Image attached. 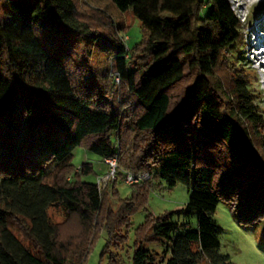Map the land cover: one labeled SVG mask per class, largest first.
<instances>
[{"label":"trees","instance_id":"trees-1","mask_svg":"<svg viewBox=\"0 0 264 264\" xmlns=\"http://www.w3.org/2000/svg\"><path fill=\"white\" fill-rule=\"evenodd\" d=\"M110 1L141 22L132 51L126 25L80 0H0V264H83L102 228L121 243L154 179L191 186L182 211L197 227L177 211L147 216L131 264H230L219 202L264 236V114L232 65L242 21L230 0ZM76 147L151 179L113 209L108 186L82 179L92 164L71 163ZM146 235L171 242L170 256L144 248Z\"/></svg>","mask_w":264,"mask_h":264},{"label":"rangeland","instance_id":"rangeland-1","mask_svg":"<svg viewBox=\"0 0 264 264\" xmlns=\"http://www.w3.org/2000/svg\"><path fill=\"white\" fill-rule=\"evenodd\" d=\"M230 2L244 28L241 53L232 57L234 62L231 63L249 80L256 105L264 114V42H262L264 41V0H230ZM80 6L99 9L110 14L117 30L121 26L125 28L126 25V30L124 32L120 30L119 35L130 51L142 43L144 34L141 22L130 12H120L112 1L80 0ZM103 57V53L99 54L94 59V63L98 61L102 63ZM85 162L91 163L93 167V172L82 176L85 181L96 183L98 178L108 171L107 164L100 156L83 147H76L73 150L71 163L78 168ZM121 175L119 173V176ZM151 185L145 203L130 215L128 222L121 227L120 234L123 237L121 243L118 239L111 240L107 229L102 228L94 239L83 264H111V255L116 256L119 264H131L137 233L144 225L147 216L156 218L166 212L177 211L172 215L173 221L186 223L191 229L197 227L196 213L187 215L182 211L189 199L191 186L178 183L169 187L163 180L155 179L151 181ZM107 193L111 207L116 209L118 199L130 196L132 189L129 184L118 180L115 184L109 183ZM48 212L55 222H63L66 219L65 212L60 208H50ZM213 218L222 228L219 235V252L229 257L230 264H264V236L259 228L241 226L224 202L217 204ZM170 246L171 242L153 239L147 235L146 240H143L144 248L160 255L165 253L166 259L170 256ZM200 264L208 263L202 261Z\"/></svg>","mask_w":264,"mask_h":264},{"label":"built area","instance_id":"built-area-1","mask_svg":"<svg viewBox=\"0 0 264 264\" xmlns=\"http://www.w3.org/2000/svg\"><path fill=\"white\" fill-rule=\"evenodd\" d=\"M104 162L108 166V171L103 176L98 178L97 185L99 189H104L109 185V183L115 182L118 179L120 173L116 156L112 158H106L104 159ZM122 176L124 178V182L129 185H141L142 183L150 179L151 173H149L148 171H142L139 173L122 171Z\"/></svg>","mask_w":264,"mask_h":264},{"label":"bare ground","instance_id":"bare-ground-1","mask_svg":"<svg viewBox=\"0 0 264 264\" xmlns=\"http://www.w3.org/2000/svg\"><path fill=\"white\" fill-rule=\"evenodd\" d=\"M258 38V37H257ZM262 42H264V41H262ZM262 48V47H261Z\"/></svg>","mask_w":264,"mask_h":264}]
</instances>
